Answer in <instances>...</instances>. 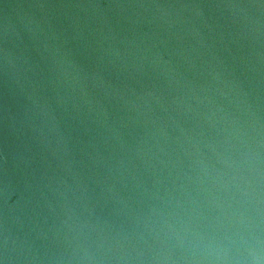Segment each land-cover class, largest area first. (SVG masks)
Instances as JSON below:
<instances>
[{
    "label": "water",
    "instance_id": "95a60500",
    "mask_svg": "<svg viewBox=\"0 0 264 264\" xmlns=\"http://www.w3.org/2000/svg\"><path fill=\"white\" fill-rule=\"evenodd\" d=\"M0 264H264V0H0Z\"/></svg>",
    "mask_w": 264,
    "mask_h": 264
}]
</instances>
